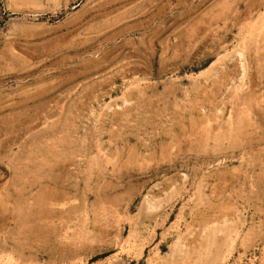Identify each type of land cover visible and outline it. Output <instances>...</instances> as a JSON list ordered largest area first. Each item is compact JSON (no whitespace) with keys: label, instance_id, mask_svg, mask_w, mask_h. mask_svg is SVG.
I'll use <instances>...</instances> for the list:
<instances>
[{"label":"rangeland","instance_id":"obj_1","mask_svg":"<svg viewBox=\"0 0 264 264\" xmlns=\"http://www.w3.org/2000/svg\"><path fill=\"white\" fill-rule=\"evenodd\" d=\"M0 264H264V0H0Z\"/></svg>","mask_w":264,"mask_h":264},{"label":"bare ground","instance_id":"obj_2","mask_svg":"<svg viewBox=\"0 0 264 264\" xmlns=\"http://www.w3.org/2000/svg\"><path fill=\"white\" fill-rule=\"evenodd\" d=\"M11 261V260H10Z\"/></svg>","mask_w":264,"mask_h":264}]
</instances>
